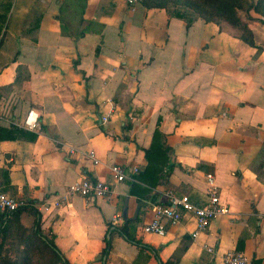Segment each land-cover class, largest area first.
I'll use <instances>...</instances> for the list:
<instances>
[{"label": "crops", "instance_id": "1", "mask_svg": "<svg viewBox=\"0 0 264 264\" xmlns=\"http://www.w3.org/2000/svg\"><path fill=\"white\" fill-rule=\"evenodd\" d=\"M63 1L0 0V15L9 4L0 30V127L22 129L31 110L39 123L30 132L34 140L0 141V192L40 207L86 178L110 186L92 205L74 196L38 212L41 233L69 264H224L227 253L264 264L259 15H252L249 47L217 23L196 19L187 26L164 9L127 11L121 0ZM156 131L166 150L156 152L151 174L144 181L128 173L117 183L109 167L142 173ZM207 175L228 214L196 238L189 214L166 226L163 237H136L168 189L204 205ZM115 215L121 223L111 226ZM33 221L21 213L9 228L31 230ZM126 221L134 242L113 230ZM104 238L111 249L102 263Z\"/></svg>", "mask_w": 264, "mask_h": 264}, {"label": "built area", "instance_id": "2", "mask_svg": "<svg viewBox=\"0 0 264 264\" xmlns=\"http://www.w3.org/2000/svg\"><path fill=\"white\" fill-rule=\"evenodd\" d=\"M137 0H126L128 7L133 10L136 6ZM107 117H102V121L106 122ZM38 115L34 111H28L25 118L19 125L20 128L33 132L35 131L39 123ZM74 149H69V153H73ZM94 151H88L86 157L97 164L98 161L94 155ZM126 171V169L119 165H112L109 167V171L113 179L117 183H121L128 178V173L132 175L138 174V169L133 167ZM207 200L202 206L193 204L187 194L178 195L175 191L168 189L164 193L163 204H157L152 207V218L149 222L140 225L136 229V237H142L144 235H155L163 237L166 234V226L177 225L184 217L189 214L195 221V229L191 233L193 238H196L198 234L205 232L208 229L210 223L220 217L221 215L228 214V209L220 203V191L214 184V178L212 175H207ZM111 193V188L104 182L95 179H83L69 185L65 192L56 197L51 202H45L40 207H37L33 203L30 205L37 212L49 211L52 208H59L66 205L71 197L78 196L84 199L86 205H92V203L100 198H105ZM28 200L25 198H13L0 192V213H13L28 207ZM121 223L119 215L112 217L110 221L111 226H118ZM208 252H213L212 248L206 247ZM224 264H247V258L241 253H227L223 258Z\"/></svg>", "mask_w": 264, "mask_h": 264}, {"label": "trees", "instance_id": "3", "mask_svg": "<svg viewBox=\"0 0 264 264\" xmlns=\"http://www.w3.org/2000/svg\"><path fill=\"white\" fill-rule=\"evenodd\" d=\"M205 6L203 7L204 11L200 10L199 12L202 13V19L205 22H213L217 23V25L220 27V29L224 30L221 22L218 20V17H225L228 22L231 24L237 25L238 23L241 24L240 18L238 17V11L241 9V5H239L240 0H203ZM249 6L247 12H255L260 14L264 17L263 13H259V4L261 1L256 2L255 0H249ZM158 2V0H157ZM155 3L153 5L148 6L150 8H159L164 9L167 11V9L160 3ZM5 13L3 15H0V30H1V24L5 21V14L7 10L9 9V4H5ZM213 11V16L211 18L210 14ZM208 11V12H207ZM168 16L175 17L181 20H184L186 22L187 26H189L192 21L196 19H189L187 15L179 10H175L168 13ZM262 22V21H261ZM225 31V30H224ZM229 34V31H226ZM233 36H237L232 34ZM238 37V36H237ZM244 42H246L249 46H254L253 41L251 39V33H248L247 38L246 37H240ZM19 138H27L30 140H34L36 138V135L33 133H30L26 130L19 129L17 127L11 126L9 128H3L0 127V141H12ZM161 135L159 132H155L153 135L152 145L150 148L145 151V158L148 162V166L145 168V170L139 174H137L139 177H141L144 181L145 176H149L151 174L152 170V164L155 162H158V155L156 152L158 150L165 149L166 147L162 142H160ZM167 175V174H166ZM133 188V187H132ZM130 193H133V190H130ZM29 205L28 207L21 209L19 211L13 212V213H0V264H32L33 254L34 251H38L39 249H36L38 246L43 247V250L49 255L50 260L52 264H69L55 249V246L51 240H49L47 237H45L40 230V216L39 213L33 209L30 205L32 204L31 201H28ZM21 213H29L34 218V224L33 228L31 230L24 229L23 227L15 228L14 231H12L9 228V222L19 216ZM129 222H124L122 226L115 227L113 230L118 231V233L127 241L134 242V236L130 234V230L132 229L129 226ZM109 230V228H108ZM104 247L100 253L99 259L102 263H104V260L108 257V254L111 249L110 240L104 238ZM35 249V250H34ZM156 253V252H155ZM158 264H176L174 260H167L165 262L159 261Z\"/></svg>", "mask_w": 264, "mask_h": 264}, {"label": "rangeland", "instance_id": "4", "mask_svg": "<svg viewBox=\"0 0 264 264\" xmlns=\"http://www.w3.org/2000/svg\"><path fill=\"white\" fill-rule=\"evenodd\" d=\"M80 1L81 0H64L63 3H67V5L79 6L81 4ZM121 1L124 2L126 5V0L124 1L121 0ZM255 1L256 2L261 1V3L259 4V13L261 12L264 14V0H255ZM156 2L157 0H137L135 7H138V8L142 7L144 9H152L150 8L151 5L155 4ZM249 2H250L249 0H240L239 2L240 3L239 5H241L240 6L241 9L238 11L237 14H238V17L240 18L241 24L240 23H238L237 25H235L234 23L231 24L230 22L226 20L225 17H220V16L218 17V20L221 22V25L225 31H229L230 33L237 35L238 37L242 36V37L247 38L248 33L250 32L251 39L253 41V34H252L250 25L253 24L252 22H254L253 20L255 19L252 18V15H256V14L259 15L260 20H255V21L257 22L262 21V23L264 22V17L252 11L247 12ZM157 3L162 4L167 9V11L165 10L167 14L169 12L179 10V11L184 12L189 19L203 20L201 16L202 13L199 12L200 10L204 11L203 7L205 6V4L203 0H158ZM125 8H126L125 10L127 11L131 10L128 6L127 7L125 6ZM209 12H211L209 18H211L213 16V13H212L213 11H210L209 9ZM256 48L258 50H262V47H256ZM36 249H39V250L36 251L34 249L35 251H34V254H33L34 256L31 262L32 264H52L49 255L43 250V247L38 246Z\"/></svg>", "mask_w": 264, "mask_h": 264}]
</instances>
